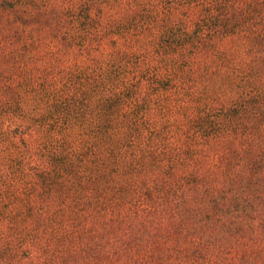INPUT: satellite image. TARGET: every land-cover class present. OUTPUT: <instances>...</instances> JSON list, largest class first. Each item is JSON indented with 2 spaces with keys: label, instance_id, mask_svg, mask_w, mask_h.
<instances>
[{
  "label": "trees",
  "instance_id": "16d2710c",
  "mask_svg": "<svg viewBox=\"0 0 264 264\" xmlns=\"http://www.w3.org/2000/svg\"><path fill=\"white\" fill-rule=\"evenodd\" d=\"M0 264H264V0H0Z\"/></svg>",
  "mask_w": 264,
  "mask_h": 264
}]
</instances>
